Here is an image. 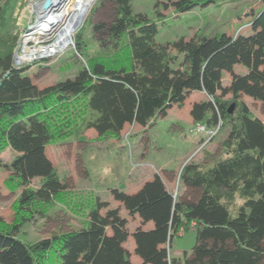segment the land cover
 Wrapping results in <instances>:
<instances>
[{
    "label": "trees",
    "instance_id": "trees-1",
    "mask_svg": "<svg viewBox=\"0 0 264 264\" xmlns=\"http://www.w3.org/2000/svg\"><path fill=\"white\" fill-rule=\"evenodd\" d=\"M14 1L2 0L0 26H6ZM115 1L125 17L95 25L107 28L115 52L90 58L74 79L40 89L13 65L16 37L10 38L7 50H0V150L8 146L21 153L12 164L19 175L16 183L23 184L28 170L41 168L45 146L79 138L91 128L101 139L119 138L126 124L150 126L159 114L183 104L188 92L202 90L208 97L192 105L193 119L212 123L221 115L231 128L221 144L223 157L207 167L185 166L183 180L199 189L198 199L176 203L159 174L137 192L117 196L130 214L154 221L152 228L134 232L136 251L146 263L259 264L264 241V123L239 96L249 94L264 108V0L245 24L251 25L249 34L222 32L173 42H158L156 22L144 14L133 15L130 0ZM164 1L178 12L210 2ZM171 49L183 54L182 69L173 67L176 56ZM237 63L247 71L232 73L229 90L234 97L223 99L217 93L222 70L231 71ZM47 180L53 197L66 193L55 186L53 174ZM25 192L21 204L43 201L44 189ZM72 198L67 200L72 207L88 208L86 226L27 243L16 235L22 219L12 226L0 225V264H130L122 247L128 233L125 218L117 208H110L104 217L96 198ZM192 221L197 230L192 252L170 260L167 242L182 227L188 230Z\"/></svg>",
    "mask_w": 264,
    "mask_h": 264
},
{
    "label": "rangeland",
    "instance_id": "rangeland-1",
    "mask_svg": "<svg viewBox=\"0 0 264 264\" xmlns=\"http://www.w3.org/2000/svg\"><path fill=\"white\" fill-rule=\"evenodd\" d=\"M38 1L41 0H16L11 4L6 26H0V50H7L10 38L16 37L18 41L16 44L15 40L13 47V65L22 75H29L40 89L74 79L82 68L88 67L90 58L113 55L114 43L109 41L107 28H96L95 25L116 23L125 15L115 0H94L69 43L59 52L36 56L34 61H18L17 56L29 50H23L24 46L30 45L26 41L36 40L35 36L33 38L28 35L35 33L33 29L39 30L44 22V15L32 7ZM260 3V0H210L206 5L178 12L168 1L130 0L129 7L133 15L144 14L156 22L158 42H173L180 38L189 40L192 37L197 39L201 36L220 35L222 32L233 36L241 31L249 34L252 32L249 28L251 25L245 24ZM37 40L42 41L38 37ZM107 44L109 46L106 47ZM171 50L176 56L173 67L182 69L183 54L176 49ZM246 71L241 63L235 64L231 71L223 69L217 93L223 99H233V92L229 90L232 73L242 74ZM207 97L202 90H192L187 93L183 104H175L165 114H159L152 125L145 127L138 123L126 124L119 138L101 139L98 132L91 128L79 138L47 145L42 151L45 158L42 157L44 161L39 164L41 168L28 170L21 185L16 183L19 175L12 169V164L21 153L8 146L2 147L0 225L12 226L22 219L24 224L16 230L17 237L27 243H34L54 234L86 226L89 221L88 208L78 210L77 206L73 204L75 208L72 207L67 200L71 196L76 201H84V197L96 198L95 204H99L102 216L105 217L110 208H117L119 216L125 218L128 233L122 247L127 251L130 264H149L136 251L134 232L138 228H152L154 221H144L137 213L130 214L117 194L135 193L146 181L153 180L159 174L164 186L173 192L176 203H191L198 199L199 189L190 187L183 180L185 166L197 164L207 167L223 157L221 144L231 128L230 123L222 122L221 115H217V121L212 123L196 122L193 119L192 105ZM239 98L247 102L253 113L264 123L261 101L246 93H242ZM50 174L58 182L55 186L66 189V193L52 196L53 186L47 180ZM27 188L44 189L41 194L43 201L21 204ZM195 227L190 224L184 234H177L172 241L167 242L170 260L174 257L183 258L185 253L189 255L192 252L197 237ZM107 232H113L111 226H108ZM261 244L262 260L259 264H264V241Z\"/></svg>",
    "mask_w": 264,
    "mask_h": 264
},
{
    "label": "bare ground",
    "instance_id": "bare-ground-1",
    "mask_svg": "<svg viewBox=\"0 0 264 264\" xmlns=\"http://www.w3.org/2000/svg\"><path fill=\"white\" fill-rule=\"evenodd\" d=\"M44 0L38 1L34 3L32 7L36 8L39 13H41L42 2ZM52 7H54L53 11L48 15V19H45L42 23L43 29L51 30L50 34H56L54 44L55 50L58 51L62 46L67 45L69 43L70 38L72 37L73 32L78 27L79 23L84 19L86 14L88 13L90 7L92 6L94 0H51ZM63 10V11H62ZM55 19V20H54ZM53 21V22H52ZM81 24V23H80ZM52 28V29H51ZM40 33V32H38ZM26 42H31L26 41ZM31 48V47H30ZM26 47H23L25 50ZM32 49V48H31ZM35 56L43 57L44 55L52 54V52L48 50L39 49L34 47ZM25 53V52H24ZM26 52L23 55H18L17 58L21 60L29 59V56Z\"/></svg>",
    "mask_w": 264,
    "mask_h": 264
},
{
    "label": "built area",
    "instance_id": "built-area-1",
    "mask_svg": "<svg viewBox=\"0 0 264 264\" xmlns=\"http://www.w3.org/2000/svg\"><path fill=\"white\" fill-rule=\"evenodd\" d=\"M42 24H41V27H40V29L39 30H36V29H33V31L35 32V33H30L28 36H32L33 38H35L36 40H30L31 42L29 43L30 45H26L25 47L26 48H29V50H28V56H29V59H25V61H34L35 59H36V56H35V54H33L32 52H34V51H36V50H34V47H37V48H39V49H43V50H48V51H50V52H52L53 54L54 53H57V52H59L60 51V49L58 50V51H56L55 50V48H54V46H52V44H54L53 42H54V40H55V37H56V34H46V33H44L45 32V29H43L42 28ZM36 30V31H35ZM38 32H40V33H38ZM35 36V37H34ZM37 37L38 38H40V39H42V41L41 40H37ZM53 38V39H52ZM39 43H41V44H39ZM68 44V43H67ZM64 46H66V45H64ZM64 46H62L61 47V49L64 47ZM32 49H31V48ZM18 61H24V60H21V59H18ZM200 128H204V127H200ZM191 225L192 226H196V222L195 221H192L191 222ZM184 233V227H182L180 230H179V234H183Z\"/></svg>",
    "mask_w": 264,
    "mask_h": 264
},
{
    "label": "water",
    "instance_id": "water-1",
    "mask_svg": "<svg viewBox=\"0 0 264 264\" xmlns=\"http://www.w3.org/2000/svg\"><path fill=\"white\" fill-rule=\"evenodd\" d=\"M41 8H42L41 14H43L44 17L48 16L52 12H56V11H53L54 7H52L51 0H44L42 2ZM232 111H233V106L230 108V112Z\"/></svg>",
    "mask_w": 264,
    "mask_h": 264
},
{
    "label": "clouds",
    "instance_id": "clouds-1",
    "mask_svg": "<svg viewBox=\"0 0 264 264\" xmlns=\"http://www.w3.org/2000/svg\"><path fill=\"white\" fill-rule=\"evenodd\" d=\"M44 18V20L45 19H48L49 17L48 16H46V17H43ZM55 20V19H54ZM53 22V21H52ZM43 25V24H42ZM50 28H48V29H45V32L44 33H46V34H49V33H51V30H49ZM52 29V28H51ZM173 197H174V194H173ZM185 229V228H184ZM185 231V230H184ZM184 234V233H183ZM179 235H182V234H179Z\"/></svg>",
    "mask_w": 264,
    "mask_h": 264
}]
</instances>
